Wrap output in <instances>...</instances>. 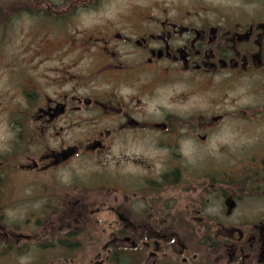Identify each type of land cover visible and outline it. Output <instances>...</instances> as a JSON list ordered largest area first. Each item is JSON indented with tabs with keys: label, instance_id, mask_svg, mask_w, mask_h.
Returning a JSON list of instances; mask_svg holds the SVG:
<instances>
[{
	"label": "flooded vegetation",
	"instance_id": "flooded-vegetation-1",
	"mask_svg": "<svg viewBox=\"0 0 264 264\" xmlns=\"http://www.w3.org/2000/svg\"><path fill=\"white\" fill-rule=\"evenodd\" d=\"M243 93L264 0H0V264H264V139L192 172Z\"/></svg>",
	"mask_w": 264,
	"mask_h": 264
},
{
	"label": "rangeland",
	"instance_id": "rangeland-1",
	"mask_svg": "<svg viewBox=\"0 0 264 264\" xmlns=\"http://www.w3.org/2000/svg\"><path fill=\"white\" fill-rule=\"evenodd\" d=\"M86 18V17H84ZM228 100L235 103L234 106L238 105H249V106H264V97L259 96H250L246 93L243 94H230L228 97ZM201 103H197L196 105L199 106ZM233 107V106H232ZM229 106V108H232ZM240 125L233 126L239 121L230 118L228 120V123L225 125V127L218 129L213 135H211L209 143H207L205 146L197 147L195 148L192 145V172L196 173L198 175H202L199 173V171H210V170H222L225 173L233 174L236 170H242L247 168H254L253 161L246 160V159H240V160H232V159H223L222 157H219L217 154L219 152L226 153L229 152H240L242 150H248L252 147H258L260 146V141L264 139V126L263 128H253L251 126H246L245 123H243L240 117ZM246 121V120H243ZM248 121V120H247ZM262 139V140H261ZM259 150L255 149L254 151ZM260 151V150H259ZM197 154H208L213 155L210 158L211 159H199ZM263 166H261L262 168ZM198 170V172H197ZM232 176V175H231ZM194 179H203L202 176H192ZM229 180L234 179L233 177H230ZM193 184V183H192ZM195 193H192V197ZM209 200H212L209 198ZM214 200V198H213ZM262 199H251V201H261ZM264 200V199H263ZM253 205V204H251ZM23 261V259H22Z\"/></svg>",
	"mask_w": 264,
	"mask_h": 264
}]
</instances>
